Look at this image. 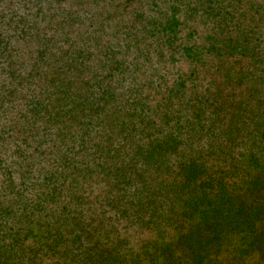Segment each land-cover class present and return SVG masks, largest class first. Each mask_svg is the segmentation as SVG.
I'll use <instances>...</instances> for the list:
<instances>
[{
    "label": "trees",
    "instance_id": "obj_1",
    "mask_svg": "<svg viewBox=\"0 0 264 264\" xmlns=\"http://www.w3.org/2000/svg\"><path fill=\"white\" fill-rule=\"evenodd\" d=\"M19 55L21 62L14 59ZM142 61L153 68L147 75L150 90L161 74L154 65L186 66L159 92L166 99L167 110L160 120L166 132L157 127L150 98L140 94L137 74L144 70ZM43 74L48 84L37 95L33 86H39ZM128 78L136 86L123 94L113 82ZM0 79V141L23 124L22 131L28 128L27 133L43 140L55 156L56 176L48 179V195L35 201L49 203L72 164L81 156L83 161L91 158L83 152L98 127L110 123L116 107L121 131L142 129L136 134L139 140L145 131L150 138H162L147 150L135 142L132 153L136 152L126 156L125 168L137 167L143 157L153 160L160 152H171L181 135L190 133L184 132L187 126L197 134L207 126L209 133L220 136L227 118L220 97L224 81L241 91L240 100H235L238 115L255 120V131L264 135V0H0ZM38 121L44 124L42 136L36 130ZM155 127L161 133L158 137ZM171 127L176 134L169 131ZM197 134L191 133L190 139ZM21 156L17 152V160ZM252 159L249 165L254 167L258 161ZM1 164L0 159V168ZM203 171V163L195 157L180 162L181 187L186 190L197 183ZM2 176L5 190L13 184L11 167ZM213 183L208 182L216 187ZM74 187L70 184L71 196ZM228 198L222 190L213 210ZM9 200L8 205L0 200V264H39L34 251L60 248V234H53L54 228L47 225V242L26 250L21 232H31L34 223L12 224L10 207L29 215L30 201L21 200L19 206ZM75 208L63 212L79 219Z\"/></svg>",
    "mask_w": 264,
    "mask_h": 264
},
{
    "label": "rangeland",
    "instance_id": "obj_2",
    "mask_svg": "<svg viewBox=\"0 0 264 264\" xmlns=\"http://www.w3.org/2000/svg\"><path fill=\"white\" fill-rule=\"evenodd\" d=\"M14 59L21 62L22 55ZM140 64L146 71V75L144 70L137 74V85L142 83L140 94L150 98L157 127L166 132L160 121L167 110L166 99L159 92L165 91L167 83L186 66L154 65L161 74L156 88L150 90L147 75L153 74V68L150 63ZM47 79L43 74L39 86H33L35 94L47 86ZM135 83L132 78L113 82L123 94ZM232 86L221 82L220 97L227 118L220 136L209 133L207 126L198 134L187 126L184 132L190 133L181 135L178 147L169 153L160 152L153 160L143 157L135 168H125L126 156L136 152L132 153L135 142L145 144L147 150L162 138H150L145 131L139 140L136 134L143 133L142 129L128 134L121 131L116 107L110 123L98 127L83 152L91 158L77 159L67 170V179L61 181L59 195L41 205L35 201L48 195V179L56 176L55 156L43 140L27 133L28 128L23 132V121L18 120L22 125L0 141V200L8 205L11 198L19 206L21 200L30 201L26 210H31L29 215L10 207L12 224L34 223L31 232H21L22 246L30 251L47 242L48 231L44 229L49 225L55 229L53 234H60V248L34 251L39 264H264V135L258 136L255 120L238 115L235 100H240L241 91ZM43 129V122L38 121L37 132L43 133ZM159 129H155L157 137ZM170 130L175 131L172 127ZM191 133L198 136L190 139ZM17 152L22 153L19 160ZM194 157L203 163L204 171L197 183L184 190L179 164ZM253 157L258 161L254 167L249 165ZM5 166L13 171V184L3 190ZM70 184L76 186L74 196ZM222 190L229 198L224 204H216L214 211ZM76 206L79 219L63 212Z\"/></svg>",
    "mask_w": 264,
    "mask_h": 264
}]
</instances>
